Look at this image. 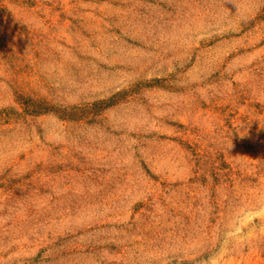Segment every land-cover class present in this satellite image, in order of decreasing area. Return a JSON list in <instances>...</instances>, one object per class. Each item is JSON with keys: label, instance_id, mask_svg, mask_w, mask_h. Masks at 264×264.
<instances>
[{"label": "rangeland", "instance_id": "1", "mask_svg": "<svg viewBox=\"0 0 264 264\" xmlns=\"http://www.w3.org/2000/svg\"><path fill=\"white\" fill-rule=\"evenodd\" d=\"M0 264H264V0H0Z\"/></svg>", "mask_w": 264, "mask_h": 264}, {"label": "trees", "instance_id": "2", "mask_svg": "<svg viewBox=\"0 0 264 264\" xmlns=\"http://www.w3.org/2000/svg\"><path fill=\"white\" fill-rule=\"evenodd\" d=\"M36 112H38V113L41 112V109H38Z\"/></svg>", "mask_w": 264, "mask_h": 264}]
</instances>
